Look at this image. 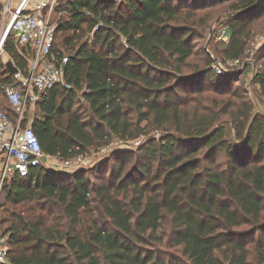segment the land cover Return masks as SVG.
<instances>
[{
	"label": "trees",
	"instance_id": "16d2710c",
	"mask_svg": "<svg viewBox=\"0 0 264 264\" xmlns=\"http://www.w3.org/2000/svg\"><path fill=\"white\" fill-rule=\"evenodd\" d=\"M224 3L227 18L219 20L230 40L221 55L240 58L264 0L57 5L54 53L69 55L70 88L56 86L38 101L31 126L43 152L70 159L115 138L145 142L88 171L41 165L4 182L8 264H252V257L264 264V114L257 108L264 110V45L254 59L262 67L254 98L239 87L250 68L216 74L209 48L184 73L210 24L200 11ZM4 49L26 72L28 52L12 35ZM13 85L0 59V101L9 105L0 109L17 121L5 94Z\"/></svg>",
	"mask_w": 264,
	"mask_h": 264
},
{
	"label": "built area",
	"instance_id": "2783aa9c",
	"mask_svg": "<svg viewBox=\"0 0 264 264\" xmlns=\"http://www.w3.org/2000/svg\"><path fill=\"white\" fill-rule=\"evenodd\" d=\"M32 0H20L13 8L10 0L4 5L2 11V32L0 34V55L4 52V45L9 35L13 36L16 46L20 50L28 52V68L26 72L18 69L13 74L15 85L6 86V98L12 108L18 114L17 121L0 109V151L4 152L7 161L0 173V191L6 180L18 174L21 177L28 176L31 169L41 165H57V167L70 171H79L88 163L87 153L76 155L70 159H59L47 156L40 145L39 139L32 126H22V120L28 110L41 99L42 94L56 86L70 88L66 81L65 66L69 55L64 54L60 58L54 53L57 23V5L55 2H40L32 9L29 5ZM69 1V0H61ZM228 28L220 25L217 28L216 39L218 42L227 43L230 40ZM255 41H264V32L255 37ZM257 48H248L240 58H218L211 54L212 70L219 75L235 73L245 66L250 68L253 76L261 66L255 63ZM249 74V76H250ZM145 137L132 141H124L115 138L114 142L123 147L141 145ZM11 159L15 162L11 163ZM98 162V161H97ZM49 167V166H47ZM51 168V167H49ZM63 171V170H62ZM9 248L0 238V264L9 263Z\"/></svg>",
	"mask_w": 264,
	"mask_h": 264
},
{
	"label": "rangeland",
	"instance_id": "374dc122",
	"mask_svg": "<svg viewBox=\"0 0 264 264\" xmlns=\"http://www.w3.org/2000/svg\"><path fill=\"white\" fill-rule=\"evenodd\" d=\"M60 2H59V4H60ZM227 6H228V3L217 4V5H215L212 8L207 7V8H204L202 11H200V15L198 17H200L203 20L204 19L203 14L208 13L212 20L211 19L209 20L210 24H209V27L206 29V33H205L206 36L204 38H202V39L199 38V39H197L195 41L196 55L193 56L191 58V60H189V63H188L189 64V68L184 70L185 74H189L190 72L193 71L195 65L201 64V62H203L204 57H206V53L205 52L208 50V48L213 52V54L216 57L222 58L221 51H223L225 49L226 45L224 43L218 42L217 39H216V35H217V28L221 24L220 23L221 20H219V19H221V18L226 19L227 18V15L225 14V13H228V9H227L228 7ZM3 8H4L3 4L0 3V34L2 32L1 22H2V11H3ZM59 12L60 11L58 9L57 12H56V17L54 19V22H56V23H57V20H58V13ZM213 24H214V26H213ZM250 26H251L253 32L251 34V39H250V42H249V48L260 49L264 45V41L261 42V43H259V42L257 43L255 41V37L257 35H260L261 33L264 32V14H261L257 19H255L253 22H251ZM66 35L67 34H65L64 36H66ZM58 39H59L60 43H62L63 36H62L61 33L58 34ZM1 61L3 63H6V64L9 61H11L10 56L7 54V52L5 50H4V52H3L2 56H1ZM261 64L264 65V59L262 60ZM251 79H252V75L251 74H250V76L248 74L247 77H242L240 79L241 86H239V87L241 89L245 88L246 91L251 96V98H254V91H253L254 87L252 86V84H250V86H248V84L250 83ZM238 83L239 82H235L234 89H237V87H238L237 84ZM0 107H2L3 109H7L9 107V105H8V103L6 101L1 100L0 101ZM32 107H34V106H31V107L28 108V110L31 109L29 111V115H31L30 112H32L31 116H33ZM9 112H10V115H12V116L15 115V113H13L12 111H9ZM25 115H26V113H25ZM26 125L27 126L31 125L29 120H28V123ZM143 142H145V139H144V141H142V143ZM138 146L131 145L130 148L131 149H136ZM122 148L123 147L117 145L114 142V140H113L112 143L110 145L106 146V147H93V148L89 149L87 151L88 163L86 165H84V167L82 169H85L84 171H88L91 168L98 167L102 161L110 159L111 153L113 151H115L117 149H122ZM47 166L51 167L49 169H54V170H58V171H61V172H69V173L76 172V171H70V170H65L64 171V169H61V168L57 167V165H51L50 164V165H47ZM113 166H115V163L111 162L110 167H113ZM108 175H109V172L107 174H105V178H107ZM88 176H90V175H88ZM7 181L8 180H6L4 182H7ZM93 181L95 183H99L98 180H93ZM3 203H4L3 193L0 192V224H2L0 226V238L3 240V243H6L8 245L9 234L8 233L6 235L4 234L5 232L8 231L7 230L8 229V224H4V222H3L6 219V215L4 214L3 207H1L3 205ZM37 212L41 213V211L39 209L37 210ZM162 250L165 251V252L175 253V255L177 257H180V253L176 250V248L170 249V248H167V247L163 246ZM252 264H256L255 257H252Z\"/></svg>",
	"mask_w": 264,
	"mask_h": 264
},
{
	"label": "crops",
	"instance_id": "0c3cea01",
	"mask_svg": "<svg viewBox=\"0 0 264 264\" xmlns=\"http://www.w3.org/2000/svg\"><path fill=\"white\" fill-rule=\"evenodd\" d=\"M10 0H0V3L4 5H6ZM55 2L56 4H59V2L61 0H32L30 5H29V8L32 9L36 4L40 3V2ZM20 0H12L11 2V5L13 8H15L18 4H19ZM2 24V22H1ZM3 54V53H2ZM2 54L0 55V59H1V56ZM6 64V63H5ZM34 107H32V110H33V116L32 115V112L31 115L28 116V119L30 121V123L32 124V122L34 121V119H38V101L33 105ZM7 161V157L5 155L4 152L0 151V173L2 172L3 170V167H4V163ZM11 163L15 162L14 159H11L10 161Z\"/></svg>",
	"mask_w": 264,
	"mask_h": 264
},
{
	"label": "water",
	"instance_id": "95a60500",
	"mask_svg": "<svg viewBox=\"0 0 264 264\" xmlns=\"http://www.w3.org/2000/svg\"><path fill=\"white\" fill-rule=\"evenodd\" d=\"M7 68L9 69L10 73H12V74H15V73L18 72L17 67L13 64L12 61H9V62L7 63ZM245 69H246V66H245L243 69L239 70L238 75H241V74L244 72ZM256 75H257V73H255V74L252 76V79H251L250 83L248 84V86H250V84L253 83V81H254ZM257 108H258V111H259V112H261V113L264 114V110H262L261 107H260L258 104H257Z\"/></svg>",
	"mask_w": 264,
	"mask_h": 264
}]
</instances>
